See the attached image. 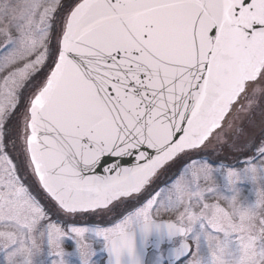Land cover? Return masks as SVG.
Here are the masks:
<instances>
[{"label":"snow or ice","instance_id":"1","mask_svg":"<svg viewBox=\"0 0 264 264\" xmlns=\"http://www.w3.org/2000/svg\"><path fill=\"white\" fill-rule=\"evenodd\" d=\"M0 264H264V0L0 2Z\"/></svg>","mask_w":264,"mask_h":264},{"label":"flooded vegetation","instance_id":"2","mask_svg":"<svg viewBox=\"0 0 264 264\" xmlns=\"http://www.w3.org/2000/svg\"><path fill=\"white\" fill-rule=\"evenodd\" d=\"M0 2H3V0H0Z\"/></svg>","mask_w":264,"mask_h":264},{"label":"water","instance_id":"3","mask_svg":"<svg viewBox=\"0 0 264 264\" xmlns=\"http://www.w3.org/2000/svg\"><path fill=\"white\" fill-rule=\"evenodd\" d=\"M98 171H99V169H98ZM100 171H102V169Z\"/></svg>","mask_w":264,"mask_h":264}]
</instances>
